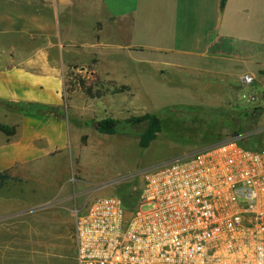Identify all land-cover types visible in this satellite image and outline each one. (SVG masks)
Segmentation results:
<instances>
[{"label":"crops","instance_id":"0c3cea01","mask_svg":"<svg viewBox=\"0 0 264 264\" xmlns=\"http://www.w3.org/2000/svg\"><path fill=\"white\" fill-rule=\"evenodd\" d=\"M120 56L138 68L167 57L177 77L224 85L264 79V0H0V125L16 131L8 143L0 132V171L68 143L67 68L95 58L113 69ZM26 104L52 113L18 111ZM30 196L0 188V264H76L74 237L34 226L47 215L30 212Z\"/></svg>","mask_w":264,"mask_h":264},{"label":"rangeland","instance_id":"374dc122","mask_svg":"<svg viewBox=\"0 0 264 264\" xmlns=\"http://www.w3.org/2000/svg\"><path fill=\"white\" fill-rule=\"evenodd\" d=\"M155 58L141 68L121 56L113 69L100 66L95 58L86 66L67 68L63 111L70 122L68 143L0 171L11 177L3 187L31 195L30 212L47 215L33 221L43 232L48 230L50 238L63 229L73 239L74 208L95 197L135 192L145 168L192 156L208 144L177 141L174 135L191 132L192 139L212 135L225 141L233 137L231 131L220 130L214 121L225 113H234L238 121L240 113L256 109L255 120H245L239 138L253 136L264 143V79L243 86L239 79H228L227 85L217 79H188L183 71L177 77L167 57ZM247 93L256 100L244 101L241 96ZM144 115L163 120V130L146 147L141 135L147 123L135 121ZM105 119L117 123L115 133L97 129ZM12 129L8 134L0 131L6 137L3 142L16 134Z\"/></svg>","mask_w":264,"mask_h":264},{"label":"built area","instance_id":"2783aa9c","mask_svg":"<svg viewBox=\"0 0 264 264\" xmlns=\"http://www.w3.org/2000/svg\"><path fill=\"white\" fill-rule=\"evenodd\" d=\"M141 178L132 210L109 195L71 211L76 264H264V145L232 137Z\"/></svg>","mask_w":264,"mask_h":264},{"label":"trees","instance_id":"16d2710c","mask_svg":"<svg viewBox=\"0 0 264 264\" xmlns=\"http://www.w3.org/2000/svg\"><path fill=\"white\" fill-rule=\"evenodd\" d=\"M226 0H220V8L224 7ZM18 111L25 113V114H51L52 109L48 106L44 105H37V104H26V105H18L17 106ZM180 107H175L174 110H178ZM244 111V110H243ZM257 115L256 109L253 110H246L243 113H240L238 115V121H236V117L234 113H225L222 116L218 117L214 122L218 126L220 130L227 128L231 131V134L233 137L238 138L239 144L243 147L250 149V150H258L264 143L258 138H255L253 136H246L241 137L243 134L244 129V122L245 120L249 119L250 121H254L255 117ZM135 121H143L147 123V128L144 130V132L141 135L142 139V147H146L148 142L154 138L156 133H159L161 130H163V120L156 115H144L143 117L139 119H135ZM117 123L110 119H105L97 123V129L106 134H113L116 131ZM0 131L4 132L5 134H8L10 131H13L12 128L6 127L4 125H0ZM193 133H184L183 135H174V139L177 141H186L190 142L189 144H193L196 142H206L208 143L206 146L218 144L221 141L220 136H212V135H202L201 138L192 139L189 136H192ZM184 138V137H187ZM11 177L7 174V172H1L0 173V188L3 187V185L10 179ZM125 208L127 210H132L135 207V204L138 199V192H131L127 193L124 196L118 195Z\"/></svg>","mask_w":264,"mask_h":264}]
</instances>
